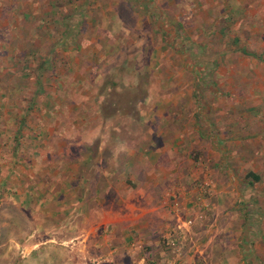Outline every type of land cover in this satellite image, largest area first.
<instances>
[{
    "label": "rangeland",
    "instance_id": "1",
    "mask_svg": "<svg viewBox=\"0 0 264 264\" xmlns=\"http://www.w3.org/2000/svg\"><path fill=\"white\" fill-rule=\"evenodd\" d=\"M100 139L103 166L130 151L141 182L158 159L165 189H197L188 227L214 220L210 202L236 201L245 251L262 237L264 256V0H0V168L36 159L44 198ZM226 187L238 190L212 196Z\"/></svg>",
    "mask_w": 264,
    "mask_h": 264
},
{
    "label": "crops",
    "instance_id": "2",
    "mask_svg": "<svg viewBox=\"0 0 264 264\" xmlns=\"http://www.w3.org/2000/svg\"><path fill=\"white\" fill-rule=\"evenodd\" d=\"M59 83L64 88L63 82ZM57 107L61 103L55 110ZM55 125L66 126L63 118H56ZM105 142L99 140L94 159L79 154L75 159L78 166H70L66 173L54 172L61 174V179L46 189L48 196L44 198H39L36 159H27L24 166L18 154L13 164L8 163L5 169L0 166V264H41L43 260L45 264H264L258 248L262 237L254 238L258 245L253 251H245L246 240L252 241L253 235L248 236L250 225L240 216L236 201L210 202L214 220L188 227L186 220L197 211L194 203L198 190L165 189L156 179L163 168L158 159L153 165L144 163L146 169L142 170L150 172H144L147 180L141 182V169H134L136 159L130 151L125 153L123 167L103 166ZM115 152L111 153L112 162L120 158ZM139 154L146 155L144 148ZM213 162L209 165L214 166ZM252 174L259 179L253 181L256 183L263 177L258 171ZM126 177L138 179L140 184L134 189L132 184L120 183ZM4 181L9 187L2 186ZM235 190L226 187L211 192L215 199L219 194L227 199ZM219 210H225V214L221 213V235L217 239L218 229L213 227ZM259 227L264 232L263 223ZM64 246L65 251L61 248ZM59 255L62 258L56 260Z\"/></svg>",
    "mask_w": 264,
    "mask_h": 264
},
{
    "label": "trees",
    "instance_id": "3",
    "mask_svg": "<svg viewBox=\"0 0 264 264\" xmlns=\"http://www.w3.org/2000/svg\"><path fill=\"white\" fill-rule=\"evenodd\" d=\"M246 178H252L253 181H258L259 180L258 177L256 175L252 174V173H248L246 175ZM247 185H251V183H247Z\"/></svg>",
    "mask_w": 264,
    "mask_h": 264
}]
</instances>
